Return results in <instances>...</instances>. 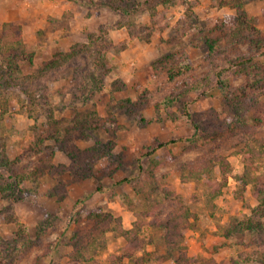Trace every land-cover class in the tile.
Here are the masks:
<instances>
[{"label": "rangeland", "instance_id": "374dc122", "mask_svg": "<svg viewBox=\"0 0 264 264\" xmlns=\"http://www.w3.org/2000/svg\"><path fill=\"white\" fill-rule=\"evenodd\" d=\"M67 1L66 17L41 15L35 32L0 21V150L28 176L0 191V264H68L72 234L91 227L79 211L94 207L137 233L145 264H174L153 220L170 204L189 211L193 264H264V217L238 225L264 190V0H127V12ZM21 45L30 61L8 70ZM48 124L57 138L40 135ZM220 124L231 131L216 136ZM126 245L98 235L86 264Z\"/></svg>", "mask_w": 264, "mask_h": 264}, {"label": "trees", "instance_id": "16d2710c", "mask_svg": "<svg viewBox=\"0 0 264 264\" xmlns=\"http://www.w3.org/2000/svg\"><path fill=\"white\" fill-rule=\"evenodd\" d=\"M76 2H91L93 0H73ZM112 1V2H111ZM236 1V0H235ZM127 3V0H102L100 3L109 7L112 11H129L128 7H121L120 3ZM119 3V5L117 4ZM237 7L239 4L237 3ZM238 13H242L241 11ZM238 19V30L242 29L243 27L241 23H243V18ZM238 31L235 29L233 33H237ZM23 45L19 46L21 50H15L14 52L10 53L6 58V68L8 70H17L18 69V60H21L20 55L26 58L28 61L31 59L32 53L23 51ZM212 47V43L209 44ZM251 58H239L234 60L236 65H243L248 62ZM53 62V61H52ZM50 62V64L52 63ZM53 65V63H52ZM217 77L221 78L220 74L217 73ZM230 97V96H229ZM240 106V104H239ZM182 115L193 123L192 114L188 111V109H183ZM49 125V124H48ZM214 129V127H213ZM232 124H220L218 129L212 130L214 134H219L231 131ZM58 127L55 124L49 125V127L45 130L41 131L42 137H55L57 138ZM218 136V135H216ZM162 144H157L154 148L150 150L153 152L155 149L160 147ZM69 153V151H67ZM149 152V153H150ZM21 159L19 155L15 159H9L2 150H0V166H2L7 172V181L3 182L2 177H0V191L2 193H6L7 191L11 194L14 190L20 191V183L25 179H28L27 174L15 172L14 169L15 163H17ZM255 187V184H254ZM171 190H166L167 194H171ZM259 192L258 196V204L252 209V214L247 217L245 220H241L238 222L240 230H255L256 228H261V224L259 221L260 217H264V190L257 189L256 192ZM6 196V195H4ZM181 204H170L171 208L163 218H159L158 216L154 217V223L156 222L158 226H162L165 229L164 238L166 240V247L168 248L169 252L171 251L174 253L173 261L174 264H193L194 260L192 257L188 256L185 252L184 246H182L181 241L183 239V233L186 231L191 224L188 217H190L189 211L183 208L180 209ZM79 219H87L91 225L88 231L85 233L75 231L72 234V245L73 249L70 254V262L68 264H86L89 263L92 259L86 258L83 250L88 249V246L92 245L95 241L96 237L99 235H103L107 231H116L122 235L126 241L127 245L124 247L122 252L118 255H113L110 258V264H125L129 262V264H145V260L142 256H135V251L141 247V238L134 232L132 229L124 230L120 225V220L118 218H114L111 213L103 211L99 207L94 208H87L82 209L79 211ZM152 220V221H153ZM113 221V222H112ZM115 222V224H114ZM150 223V221H149ZM152 223V222H151ZM20 231L24 236H27L26 231L22 225H20ZM92 248V247H91ZM3 259V258H2Z\"/></svg>", "mask_w": 264, "mask_h": 264}, {"label": "crops", "instance_id": "0c3cea01", "mask_svg": "<svg viewBox=\"0 0 264 264\" xmlns=\"http://www.w3.org/2000/svg\"><path fill=\"white\" fill-rule=\"evenodd\" d=\"M15 1L16 0H0V21L24 23L23 25L28 27L29 31L32 29V32H35L40 26H45V20H42L41 15H43V17L46 15L52 18H63L64 16L66 17V12L68 10L74 9V6H71L72 4L67 0H24L27 2L29 1L28 3L30 6L24 8L23 12H14V7L19 5L18 2H22L23 0H17L18 2ZM33 3L35 5H33ZM28 17H34V19L32 20Z\"/></svg>", "mask_w": 264, "mask_h": 264}]
</instances>
